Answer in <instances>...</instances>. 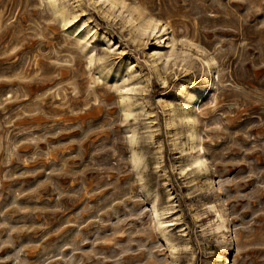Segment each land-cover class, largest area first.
<instances>
[{"label": "rangeland", "instance_id": "374dc122", "mask_svg": "<svg viewBox=\"0 0 264 264\" xmlns=\"http://www.w3.org/2000/svg\"><path fill=\"white\" fill-rule=\"evenodd\" d=\"M0 264H264V0H0Z\"/></svg>", "mask_w": 264, "mask_h": 264}, {"label": "bare ground", "instance_id": "6f19581e", "mask_svg": "<svg viewBox=\"0 0 264 264\" xmlns=\"http://www.w3.org/2000/svg\"><path fill=\"white\" fill-rule=\"evenodd\" d=\"M103 2L105 3H107V2H109L110 4H111V6H114L116 3H117V0H103ZM116 7V6H115ZM156 24H153V25H151V29L153 30V31H155V29H156ZM142 28V27H141ZM91 34V33H90ZM86 35H88V32H87V34ZM86 38H87V36H86ZM88 38H90V37H88ZM91 40H92V38H91ZM90 41V40H89ZM108 41V40H107ZM88 42V41H87ZM87 44V43H86ZM163 49V48H162ZM93 50V49H92ZM161 59H162V57H161ZM121 80L122 81H125V80H127L126 78H121ZM128 88V87H127ZM128 90H130V89H127V91ZM204 94V93H203ZM203 94L202 93H196V94H194V96L190 99V101H189V103H188V105H192V106H194V108L198 105V103L201 101V97L203 96ZM200 105V104H199ZM123 112L125 113V115H129L130 114V112H131V107L130 106H124L123 107ZM186 118V117H185ZM190 119V118H189ZM192 136V135H191ZM202 159H204V157L201 155V156H197V157H194L192 160H191V162H193V163H195L196 165H201L202 164ZM204 163V162H203Z\"/></svg>", "mask_w": 264, "mask_h": 264}]
</instances>
